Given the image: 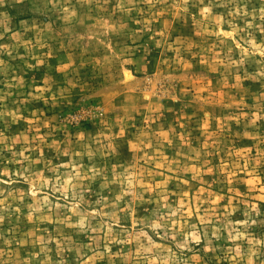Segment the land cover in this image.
<instances>
[{
	"label": "rangeland",
	"instance_id": "374dc122",
	"mask_svg": "<svg viewBox=\"0 0 264 264\" xmlns=\"http://www.w3.org/2000/svg\"><path fill=\"white\" fill-rule=\"evenodd\" d=\"M0 264H264V0H0Z\"/></svg>",
	"mask_w": 264,
	"mask_h": 264
}]
</instances>
